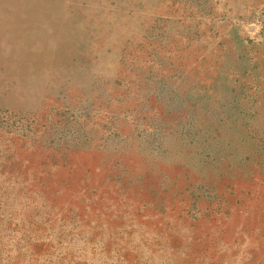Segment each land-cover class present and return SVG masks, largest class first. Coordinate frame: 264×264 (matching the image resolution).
<instances>
[{
	"label": "rangeland",
	"instance_id": "1",
	"mask_svg": "<svg viewBox=\"0 0 264 264\" xmlns=\"http://www.w3.org/2000/svg\"><path fill=\"white\" fill-rule=\"evenodd\" d=\"M0 264H264V0H0Z\"/></svg>",
	"mask_w": 264,
	"mask_h": 264
}]
</instances>
